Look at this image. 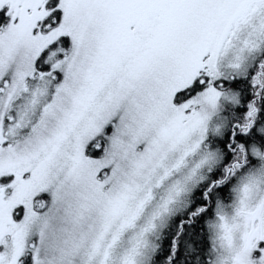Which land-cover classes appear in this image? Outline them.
<instances>
[{"label":"snow or ice","instance_id":"1","mask_svg":"<svg viewBox=\"0 0 264 264\" xmlns=\"http://www.w3.org/2000/svg\"><path fill=\"white\" fill-rule=\"evenodd\" d=\"M0 264H264V0H0Z\"/></svg>","mask_w":264,"mask_h":264}]
</instances>
